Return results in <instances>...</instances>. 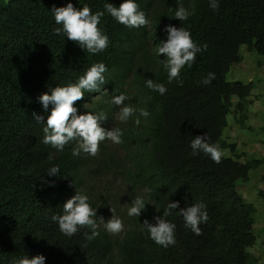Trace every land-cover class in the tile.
Masks as SVG:
<instances>
[{"label":"trees","instance_id":"obj_1","mask_svg":"<svg viewBox=\"0 0 264 264\" xmlns=\"http://www.w3.org/2000/svg\"><path fill=\"white\" fill-rule=\"evenodd\" d=\"M69 2L96 12L104 11L106 0H0V264H18L37 255L46 257L45 264H257L258 258L248 252L256 242L257 208L243 198L237 184L248 182L249 172L263 166L264 157L241 161L236 143H228L223 133L232 97H237L233 112L241 127L248 116L245 101L252 81H229L226 75L242 61V45L264 58V0H220L218 12L210 9L209 0H136L150 23L129 29L105 13L98 27L110 44L95 55L53 33L58 25L51 10ZM107 2L119 7L124 0ZM181 6L192 13L187 21L174 18ZM169 24L188 28L195 42L208 45L191 68L182 69L183 86L168 84L159 61L165 56L155 53L166 40L163 29ZM98 62L108 68V82L101 93H85L74 106L80 113L104 111V123L114 122L119 108L110 101L123 93L129 97L125 105L150 112L146 122L140 117L139 126L136 116L126 123L116 119L114 126L124 133L117 146L129 163L126 176L150 205L132 217L122 236L99 227V235L89 241V229L67 237L52 216L61 215L64 203L77 191L87 194L95 208L86 180L94 166L111 167L117 159L73 157L74 143L57 152L42 142L44 125L32 113L46 120L51 106L44 113L38 97L76 82ZM208 72L216 79L202 86L199 81ZM146 79L164 83L167 92L161 96L148 89ZM205 133L230 153L223 154L219 164L203 154H190L191 140ZM54 165L60 175L48 177L46 171ZM256 194L264 202V190ZM169 201H179L180 208L202 201L209 220L196 236L183 227L182 217H168L177 226V243L165 249L148 238L142 224L145 219L154 223L153 217L162 216Z\"/></svg>","mask_w":264,"mask_h":264},{"label":"clouds","instance_id":"obj_2","mask_svg":"<svg viewBox=\"0 0 264 264\" xmlns=\"http://www.w3.org/2000/svg\"><path fill=\"white\" fill-rule=\"evenodd\" d=\"M209 7L214 12H218L220 0H209ZM51 13L55 24L58 25L53 29V33L76 42L81 49L90 55L102 53L109 47L108 35L101 27H98L105 13L129 29L145 27L150 23L145 12L140 10L136 0H124L119 7L108 3L106 0L104 11L96 12H93L86 4L78 9L69 2L64 7H53ZM191 14L189 10L181 6L175 11L174 18L181 22L187 21ZM163 31L166 34V40H162L156 47V56L158 58L161 54L165 56L163 61L160 59L159 61L167 72L168 84L175 81L177 85L183 86L182 69L185 66L191 68L197 59V55L207 51L208 45L195 42L190 30L185 27L177 28L169 24L164 27ZM107 71L108 68L104 63H94L76 82L67 86H57L49 90L50 94L45 92L38 97L44 113H49L51 106L50 114L47 115L46 120L43 114L32 113L33 119L44 125L42 142L45 145H50L57 152H63L66 145L74 143L75 146L71 150L73 157H80L81 154L95 157L100 151L102 142L107 140L113 144L123 143L124 133L122 129L118 127L107 129L102 126L108 120L106 112L93 113L88 111L87 113H80L79 109L74 106L76 101L84 98L85 93L102 92L103 85L108 82L105 76ZM215 79L216 74L208 72L206 75H202L199 83L202 86H209ZM145 86L161 96L168 90L164 83L154 82L153 79H146ZM128 99L129 97L123 93L113 95L111 98L110 103L119 108V112L116 114L118 120L121 123H126L133 116H136L135 125L139 126L142 123L140 117H143L146 122L151 115L150 112L145 108L137 110L130 105H125V101ZM190 148V154L193 157L203 154L216 164L221 162L223 150L219 144L211 142L207 133L192 139ZM60 170L58 165H54L47 169L46 175L58 177ZM47 183L49 186L54 185V181H47ZM89 201L90 198L87 194L77 191L64 203L62 214L52 216V220L58 224L62 234L72 237L81 229L87 228L90 230V234L89 232L85 233L87 240L91 241L99 235L98 228L100 225L95 219L97 208H93ZM146 205L150 204L146 203L144 197L137 196L131 202L127 215L139 217L146 209ZM174 214L182 217L183 227L189 229L196 236L202 234L200 225L206 224L209 220L207 205L202 201H197L184 208H180L179 201H169L163 209V215L153 217L154 223L145 219L142 224L148 238L165 249L177 243V226L167 219ZM100 220L103 222L104 229L110 234H119L123 231L122 220L114 215L107 222H104L102 217ZM45 260V256L37 255L32 258L25 257L19 260L18 264H45Z\"/></svg>","mask_w":264,"mask_h":264},{"label":"rangeland","instance_id":"obj_3","mask_svg":"<svg viewBox=\"0 0 264 264\" xmlns=\"http://www.w3.org/2000/svg\"><path fill=\"white\" fill-rule=\"evenodd\" d=\"M240 54L243 57L242 61L231 66L226 79L229 81L240 80L244 83L252 81V93L245 101L248 116L244 127H241L233 112L237 97H232L233 106L231 113L227 116L228 126L224 130L223 138L228 143H236L237 152L240 154L239 159L244 161L251 157H264L262 144L264 138V63L262 62H264V58L255 52H248L245 45L240 47ZM115 117L114 122L104 123L103 127L115 128L116 119H118L117 115ZM223 154L228 156L230 153L228 150H223ZM105 155H112L117 160L109 163L112 164L111 167H101L95 170L97 166H94L86 180V187L95 200L94 206L97 208L100 228L106 231L100 217L104 219V222H107L114 215L122 220L124 228L121 233L111 235L120 237L132 219L127 215L131 202L137 196H144L143 191L137 189L128 180L125 170L129 163L126 154L121 149L118 150L117 144L107 140L102 142L97 156L103 158ZM257 189L264 190V165L250 172L248 182H238L237 184L238 192L257 208L254 232L258 245L253 248L251 253L258 258L257 264H264V202L257 196Z\"/></svg>","mask_w":264,"mask_h":264},{"label":"crops","instance_id":"obj_4","mask_svg":"<svg viewBox=\"0 0 264 264\" xmlns=\"http://www.w3.org/2000/svg\"><path fill=\"white\" fill-rule=\"evenodd\" d=\"M253 171V170H252ZM251 172V171H250ZM250 172H249V177H250ZM245 199V198H244ZM258 245V243H257V238H256V243H255V245L253 246V247H251V248H249V252L251 253V251L253 250V248L255 247V246H257Z\"/></svg>","mask_w":264,"mask_h":264}]
</instances>
